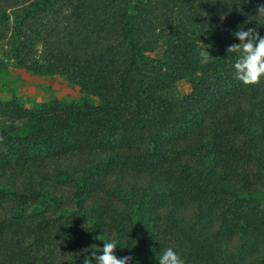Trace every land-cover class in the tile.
Here are the masks:
<instances>
[{
	"label": "trees",
	"instance_id": "1",
	"mask_svg": "<svg viewBox=\"0 0 264 264\" xmlns=\"http://www.w3.org/2000/svg\"><path fill=\"white\" fill-rule=\"evenodd\" d=\"M262 3L0 0V67L94 99L0 100V264H95L110 239L130 264H264V78L228 51Z\"/></svg>",
	"mask_w": 264,
	"mask_h": 264
},
{
	"label": "rangeland",
	"instance_id": "2",
	"mask_svg": "<svg viewBox=\"0 0 264 264\" xmlns=\"http://www.w3.org/2000/svg\"><path fill=\"white\" fill-rule=\"evenodd\" d=\"M190 89V80L182 79L175 83L165 96L174 100L182 98ZM84 104L94 99L71 83L65 76L31 74L6 61L0 67V100L17 99L26 107L35 108L52 99Z\"/></svg>",
	"mask_w": 264,
	"mask_h": 264
},
{
	"label": "clouds",
	"instance_id": "3",
	"mask_svg": "<svg viewBox=\"0 0 264 264\" xmlns=\"http://www.w3.org/2000/svg\"><path fill=\"white\" fill-rule=\"evenodd\" d=\"M258 13L264 15V3L258 6ZM234 36L240 42L228 49L238 53L232 63L234 75L245 84H255L264 78V36L253 28L247 30L239 28ZM200 56L202 63L208 62V55L201 52ZM117 246H119L118 242L110 239L104 243L99 255L93 251L92 257L95 264H130L133 257H118L114 252ZM157 261L158 264H185V260L174 247L162 250ZM85 264H92V260H85Z\"/></svg>",
	"mask_w": 264,
	"mask_h": 264
}]
</instances>
